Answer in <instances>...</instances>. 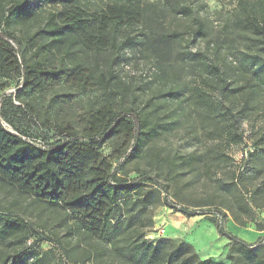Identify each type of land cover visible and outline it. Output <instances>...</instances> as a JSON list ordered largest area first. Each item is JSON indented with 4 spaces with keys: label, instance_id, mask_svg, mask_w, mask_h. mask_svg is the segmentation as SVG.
Returning a JSON list of instances; mask_svg holds the SVG:
<instances>
[{
    "label": "rangeland",
    "instance_id": "1",
    "mask_svg": "<svg viewBox=\"0 0 264 264\" xmlns=\"http://www.w3.org/2000/svg\"><path fill=\"white\" fill-rule=\"evenodd\" d=\"M148 1L156 4L159 12L152 22L130 30L138 43L136 47L119 50L123 46L119 42L110 61L89 56V64L97 68L96 77L112 64V78L106 87L94 84L82 89L56 81L41 92L24 94L22 102L16 104H23L37 123L17 121V126L26 133V142L44 147L43 143H48L57 129L82 135L85 115L102 105H111L117 113L135 110L141 116L136 154L129 160L116 156L127 145L118 136L107 139L100 150L111 159L121 183L147 176L156 181H141V188L123 196L133 205L137 203L132 231H143L144 239L153 244L179 246L194 242L201 251L199 243H206L220 251L216 254L218 262L230 264L231 260L241 258L242 244L233 241L221 251L216 223L222 218L218 211L226 215V229L228 223L241 228V241L253 247L264 239V70L260 67L264 45L261 37L234 26L233 18L244 0ZM27 2L36 12L25 19L4 18L3 29L18 36L20 47L26 48L27 57L35 62L43 56V52L37 54L36 46L49 43L48 38L39 36V29L49 23L51 13L63 7L45 0ZM108 2L78 1L93 13ZM25 3L26 0H0V16L2 11ZM5 17L9 18L7 14ZM198 24L203 25V30L198 29ZM153 35L166 39L172 54L162 56L146 45L141 46ZM199 51L207 55L204 64L188 57L187 53ZM51 58L52 67L73 68V60L65 57L63 50ZM214 65L228 76L231 87L242 85L248 90L247 80L256 84L259 94L248 104L244 97L234 99L222 94L218 76L209 74ZM193 89L204 92L211 112L193 95ZM18 91L14 81L3 95ZM230 111L239 115L244 133V141L238 145H229L226 134L219 136L220 129L227 130L233 121ZM3 125L14 131L4 121ZM248 147L260 149L251 161L246 160ZM132 148L133 138L126 153ZM222 153L228 155L227 162L219 158ZM234 174H239L237 180L233 179ZM170 204L196 214L189 218L175 212ZM0 211L25 221L19 222L6 239H0V264H105L95 254L96 242L78 233L70 234L72 222L59 205L39 202L1 179ZM3 225L0 219V226ZM206 225L214 229L216 237L205 236ZM35 230L49 241L26 250L32 243L26 241ZM58 241L60 247L56 248ZM30 251L39 258L37 262L28 257ZM257 253L264 259V247Z\"/></svg>",
    "mask_w": 264,
    "mask_h": 264
},
{
    "label": "trees",
    "instance_id": "2",
    "mask_svg": "<svg viewBox=\"0 0 264 264\" xmlns=\"http://www.w3.org/2000/svg\"><path fill=\"white\" fill-rule=\"evenodd\" d=\"M45 1L54 5L62 4L63 8L51 13L49 23L38 31L39 36L49 39V43L35 48L37 54L43 52L39 61L31 62L26 48L20 47L18 36L3 29L4 18L25 19L26 16L34 14L36 11L32 5L26 0L25 4H17L2 11L0 16V179L39 202L59 205L72 222L70 234L78 233L96 242L98 249L95 254L102 257L105 264H224L212 259L202 260L195 249L185 242L179 246L153 244L144 239L143 231H132L136 223L134 214L137 213V203L133 205L124 198L127 193L141 188V181H156L147 176L140 181L121 183L117 179L111 159L104 157L100 150L107 139L118 136L124 138L127 145L116 156H125L129 160L136 154L141 116L135 110L117 113L111 105H102L85 115L82 135L57 129L51 135L50 141L43 143L44 147L24 140L26 133L17 126V121L32 124L37 122L29 110L23 104L17 105L16 101L22 102L24 94L41 92L56 81L82 89L94 84L106 87L112 78V64L107 71H102L96 77L97 68L89 64V56L93 54L96 59L104 57L110 61L119 42L123 45L119 50L136 47L138 43L130 35V30L139 24L152 22L159 12L158 6L148 0H109L94 13L81 7L79 0ZM263 3L264 0L240 2L241 6L233 20L235 27H243L261 37L264 45ZM6 14L9 18L5 17ZM198 29L203 30V25L198 24ZM145 45L150 51L154 50L162 56H169L173 51L166 39H158L154 35L141 43V46ZM62 50L65 57L73 60V68L52 67L51 57ZM187 54L190 60L205 63L207 55L204 52ZM260 67L264 70V61L260 62ZM209 74L218 76L220 92L230 98L244 97L243 101L248 104L259 94L256 84L247 80L248 90L242 85L231 87L228 76L216 65L211 67ZM14 81L19 91L3 95ZM193 90V95L202 100L204 107L211 112V105L204 92L201 89ZM230 115L233 121L227 130L220 129L219 136L222 138L226 134L229 145H238L244 141V133L239 125V115L232 111ZM3 121L14 131L7 129ZM132 138L134 148L127 154ZM259 152L260 149L254 147V151L249 154V161ZM219 158L223 162L229 160L225 153ZM238 178L239 174L236 177L233 175V179ZM170 206L175 212H181L189 218L196 214L173 204ZM218 212L222 218L216 223L218 233L231 242L242 244L241 258L231 260L230 264H264V259L259 258L257 253L264 244L253 248L238 239L226 230V215ZM0 219L4 222L0 226V239H6L19 222H25L21 217L4 211H0ZM28 238L26 242L32 243L30 242L26 250H34L40 242L49 241L36 230ZM261 241L264 239L258 243ZM60 243L58 241L56 248L60 247ZM30 252L28 257L33 259V263L37 262V255L34 251ZM88 257L90 259L91 255ZM62 258L67 262L65 257Z\"/></svg>",
    "mask_w": 264,
    "mask_h": 264
},
{
    "label": "crops",
    "instance_id": "3",
    "mask_svg": "<svg viewBox=\"0 0 264 264\" xmlns=\"http://www.w3.org/2000/svg\"><path fill=\"white\" fill-rule=\"evenodd\" d=\"M197 225V224H196ZM228 228L226 229L228 232L232 233L234 236H236L237 238L241 235H243V232L241 231V228L237 225H231L230 223L227 224ZM205 230V233L207 236V234L215 236L216 237V233L214 232V229L210 226V225H206V228L203 229V231ZM201 231V230H200ZM202 232V231H201ZM204 236V237H205ZM199 238V237H198ZM219 241V245H220V249L221 251L225 250V246H230L231 240L228 239L227 237H219L218 239ZM187 244H190L196 251L197 254L200 258H202V260H215L218 261L216 254H220V251L216 250L214 247H210L209 245H205L206 243H199L200 247L202 248V250H198L196 245L194 244V242H187Z\"/></svg>",
    "mask_w": 264,
    "mask_h": 264
},
{
    "label": "built area",
    "instance_id": "4",
    "mask_svg": "<svg viewBox=\"0 0 264 264\" xmlns=\"http://www.w3.org/2000/svg\"><path fill=\"white\" fill-rule=\"evenodd\" d=\"M248 150L246 151V160L249 161V154L254 151V149H251L250 147L247 148ZM261 244H264V241H261L260 243H256L253 248L259 247Z\"/></svg>",
    "mask_w": 264,
    "mask_h": 264
}]
</instances>
